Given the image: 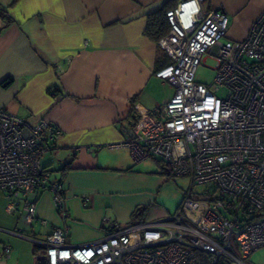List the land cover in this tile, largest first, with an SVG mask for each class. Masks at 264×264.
Masks as SVG:
<instances>
[{
	"label": "built area",
	"instance_id": "1",
	"mask_svg": "<svg viewBox=\"0 0 264 264\" xmlns=\"http://www.w3.org/2000/svg\"><path fill=\"white\" fill-rule=\"evenodd\" d=\"M204 1L182 0L165 13L169 30L157 44L170 62L154 74L174 88L172 97L106 145L188 178L183 199L159 219L117 225L104 218V235L82 245L67 243L66 226L30 237L46 264H246L264 246V10L243 39L231 40L226 13L204 10ZM207 57L215 61L212 86L195 80ZM58 133L43 118L29 122L0 109V190L9 212L22 200L27 224L38 190L68 214L63 183L42 160Z\"/></svg>",
	"mask_w": 264,
	"mask_h": 264
},
{
	"label": "crops",
	"instance_id": "2",
	"mask_svg": "<svg viewBox=\"0 0 264 264\" xmlns=\"http://www.w3.org/2000/svg\"><path fill=\"white\" fill-rule=\"evenodd\" d=\"M180 1L0 0L12 19L2 27L0 16V109L29 122L43 118L59 131L42 160L63 183L68 211L63 217L50 192L38 190L30 196L36 209L27 224L22 200L9 212L0 190V250L10 248L0 264H42V247L29 238L43 239L52 227H68L67 243L82 245L104 235V218L126 225L145 205L144 220L169 213L151 196L140 197L146 182L128 150L106 145L123 140L138 114L172 97L174 88L154 74L159 54L170 59L145 30L150 15ZM202 8L223 10L227 37L241 40L264 0H205Z\"/></svg>",
	"mask_w": 264,
	"mask_h": 264
},
{
	"label": "rangeland",
	"instance_id": "3",
	"mask_svg": "<svg viewBox=\"0 0 264 264\" xmlns=\"http://www.w3.org/2000/svg\"><path fill=\"white\" fill-rule=\"evenodd\" d=\"M230 24L231 22H229V26ZM214 67L215 61L207 57L197 67L195 80L212 86L215 75ZM223 94V89L217 92L218 96ZM132 166L134 169L143 172L141 177L146 182L143 183L146 186L140 189V197L151 196V202H154V205L162 207L166 212H174L189 188V179L185 177H170L168 179L163 177L158 174L160 171L158 163L151 158L141 160L138 163L132 162ZM245 262L246 264H264V246L256 249L245 259Z\"/></svg>",
	"mask_w": 264,
	"mask_h": 264
},
{
	"label": "trees",
	"instance_id": "4",
	"mask_svg": "<svg viewBox=\"0 0 264 264\" xmlns=\"http://www.w3.org/2000/svg\"><path fill=\"white\" fill-rule=\"evenodd\" d=\"M165 12H158L156 14H152L147 18V26L145 30V34L151 39L154 40L155 42H158V40L163 37L169 30V25L166 21V16ZM0 16L2 18L3 26L8 25L12 19L11 17L7 14V12L0 7ZM166 55L164 54H159L156 58V67L157 69L161 68L162 66H166L169 64L167 57H164ZM164 58V59H163ZM9 80H6L2 83V85H6ZM53 94L57 92V88L53 87L50 90ZM155 161L158 163L160 171L158 174L162 175L163 177H166L167 179L170 177H174L170 168H168L167 165L163 164L160 160L155 159ZM66 166V165H65ZM149 210V206H137L133 212L131 213V222H139L144 220V218L147 215V211ZM7 245L3 244L0 250V254L3 256H6L8 253L5 254L4 252V247ZM36 246L34 251L36 252ZM10 251V248H9ZM8 251V252H9ZM41 263V262H40ZM42 264H46L43 262Z\"/></svg>",
	"mask_w": 264,
	"mask_h": 264
}]
</instances>
